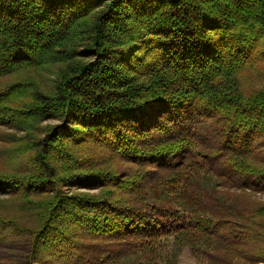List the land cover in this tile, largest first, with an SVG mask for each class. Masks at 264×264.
<instances>
[{"label": "trees", "instance_id": "obj_1", "mask_svg": "<svg viewBox=\"0 0 264 264\" xmlns=\"http://www.w3.org/2000/svg\"><path fill=\"white\" fill-rule=\"evenodd\" d=\"M256 58L264 0H0V127L26 133L0 242H28L27 264H159L168 239L264 261V87L240 84ZM202 162L229 203L181 192Z\"/></svg>", "mask_w": 264, "mask_h": 264}, {"label": "rangeland", "instance_id": "obj_2", "mask_svg": "<svg viewBox=\"0 0 264 264\" xmlns=\"http://www.w3.org/2000/svg\"><path fill=\"white\" fill-rule=\"evenodd\" d=\"M21 77V75H19ZM240 84L245 91L257 90L264 87V60L259 61L256 58L249 67L241 74ZM59 122L51 119L41 122L37 126L38 132L46 130L48 127L58 124ZM36 131V133H38ZM26 133L13 130L9 127H0V172H15L20 171L24 167V160L19 157L15 158L12 154V150L19 146V143L13 142L11 136L18 137L25 136ZM157 166V165H155ZM156 168V167H155ZM221 171L212 168L207 162H202L200 166H196L195 169L190 172L184 173V180L181 184V192L185 194L196 192L198 195L213 194L216 195L221 203H229L234 196L236 189L228 187L225 182V176ZM65 192L72 194L73 192L96 194L97 189H76L65 188ZM173 193L180 202L187 208V196L180 197L182 193ZM3 197V198H7ZM252 199L264 202V192H253L251 194ZM186 204V206H185ZM198 207V206H197ZM171 238V237H169ZM98 242V241H97ZM88 241L91 246L98 247L101 250V245L113 246L110 243H99ZM220 242L217 240H210L202 243L200 248L193 249L188 245H178L174 243L173 239L166 240L159 250V264H221L216 258L221 253H216L215 249ZM30 245L28 242L8 240L6 242H0V264H27ZM211 256V257H210ZM233 260L234 264H264V261L251 262L243 257L231 258V255L223 256V259ZM132 264V263H130Z\"/></svg>", "mask_w": 264, "mask_h": 264}]
</instances>
